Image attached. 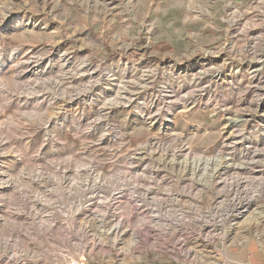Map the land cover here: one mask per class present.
<instances>
[{
    "label": "rangeland",
    "instance_id": "374dc122",
    "mask_svg": "<svg viewBox=\"0 0 264 264\" xmlns=\"http://www.w3.org/2000/svg\"><path fill=\"white\" fill-rule=\"evenodd\" d=\"M248 244L264 0H0V264H236Z\"/></svg>",
    "mask_w": 264,
    "mask_h": 264
},
{
    "label": "crops",
    "instance_id": "0c3cea01",
    "mask_svg": "<svg viewBox=\"0 0 264 264\" xmlns=\"http://www.w3.org/2000/svg\"><path fill=\"white\" fill-rule=\"evenodd\" d=\"M248 254L244 255H235L239 259L235 262L236 264H264V251L261 250L255 244H248L247 246Z\"/></svg>",
    "mask_w": 264,
    "mask_h": 264
},
{
    "label": "built area",
    "instance_id": "2783aa9c",
    "mask_svg": "<svg viewBox=\"0 0 264 264\" xmlns=\"http://www.w3.org/2000/svg\"><path fill=\"white\" fill-rule=\"evenodd\" d=\"M66 264H92L89 260L84 257H68Z\"/></svg>",
    "mask_w": 264,
    "mask_h": 264
},
{
    "label": "bare ground",
    "instance_id": "6f19581e",
    "mask_svg": "<svg viewBox=\"0 0 264 264\" xmlns=\"http://www.w3.org/2000/svg\"><path fill=\"white\" fill-rule=\"evenodd\" d=\"M257 73V72H256ZM230 122L233 124V122H238L237 119L230 118ZM234 125V124H233Z\"/></svg>",
    "mask_w": 264,
    "mask_h": 264
}]
</instances>
